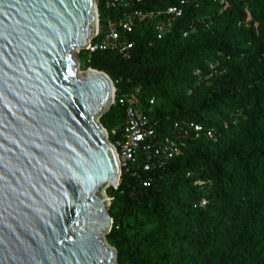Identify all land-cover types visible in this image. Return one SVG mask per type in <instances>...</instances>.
<instances>
[{"label": "trees", "instance_id": "trees-1", "mask_svg": "<svg viewBox=\"0 0 264 264\" xmlns=\"http://www.w3.org/2000/svg\"><path fill=\"white\" fill-rule=\"evenodd\" d=\"M96 4L103 25L114 12ZM128 39L129 61L100 51L84 65L110 77L116 99L135 88L143 102L154 98L152 116L165 131L187 121L221 137L214 143L182 126V155L150 172L141 163L122 170L109 188L106 235L117 264H264V0H195L162 39L144 25ZM211 63L216 72L197 86L193 70L209 73ZM123 121L118 103L101 115L110 143Z\"/></svg>", "mask_w": 264, "mask_h": 264}, {"label": "water", "instance_id": "water-1", "mask_svg": "<svg viewBox=\"0 0 264 264\" xmlns=\"http://www.w3.org/2000/svg\"><path fill=\"white\" fill-rule=\"evenodd\" d=\"M96 25V0H0V264H117L114 86L76 54Z\"/></svg>", "mask_w": 264, "mask_h": 264}, {"label": "built area", "instance_id": "built-area-1", "mask_svg": "<svg viewBox=\"0 0 264 264\" xmlns=\"http://www.w3.org/2000/svg\"><path fill=\"white\" fill-rule=\"evenodd\" d=\"M194 1L175 0L171 6L147 9L142 5L143 0H104L106 9L112 10L114 14L108 15L104 24L99 25L97 11L94 36L89 39L87 47L80 51L85 52L86 61H89L93 53L100 51H114L123 61H129L132 58L134 42L128 39V35L137 27L144 25L150 27L157 40L162 39L171 31L173 22L183 16L185 7L192 5ZM219 2L223 4L224 0ZM193 30L190 27L189 31H183L182 37H188ZM215 72L216 64L211 63L209 73L194 69L192 74L196 79V85L199 86ZM139 91V88H135L116 99L114 87V96L110 104L111 106L118 103L124 108L120 135L114 144L111 143L115 148L121 172L129 171L137 163L142 164L144 171L150 172L182 155L186 148L182 126L198 133L204 132L205 137L214 143L219 141L221 133L214 129L203 130L200 125L187 121L184 125H180L178 121L174 122L165 131L163 125L152 116L155 99L150 98L143 102L139 98ZM223 127L226 129L228 123L224 122ZM149 182L150 180L143 185L147 186ZM195 184L201 185L203 182L198 181Z\"/></svg>", "mask_w": 264, "mask_h": 264}, {"label": "rangeland", "instance_id": "rangeland-1", "mask_svg": "<svg viewBox=\"0 0 264 264\" xmlns=\"http://www.w3.org/2000/svg\"><path fill=\"white\" fill-rule=\"evenodd\" d=\"M77 63H78V71L79 72H84L88 69L87 66L84 65V59H85V52L84 51H78L77 53ZM105 129V128H104ZM109 188L110 187H104L100 193L103 195L105 198H107L108 204L110 205V197H109ZM203 202H205L203 200Z\"/></svg>", "mask_w": 264, "mask_h": 264}, {"label": "bare ground", "instance_id": "bare-ground-1", "mask_svg": "<svg viewBox=\"0 0 264 264\" xmlns=\"http://www.w3.org/2000/svg\"><path fill=\"white\" fill-rule=\"evenodd\" d=\"M104 187H109V185H108V184H106V185H104Z\"/></svg>", "mask_w": 264, "mask_h": 264}]
</instances>
